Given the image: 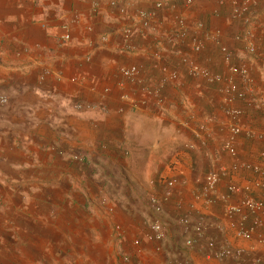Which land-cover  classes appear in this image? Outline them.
Here are the masks:
<instances>
[{"label":"crops","instance_id":"obj_1","mask_svg":"<svg viewBox=\"0 0 264 264\" xmlns=\"http://www.w3.org/2000/svg\"><path fill=\"white\" fill-rule=\"evenodd\" d=\"M108 1L0 0V98L7 100L0 101V264L13 259L3 248H24L23 264H264V212L258 215L263 225L244 240L230 227L223 202L209 205L197 196L206 172L231 162L221 145L235 119L224 114L217 86L181 73L178 82L165 86L158 106L118 73L119 66L138 62L146 78L158 76L148 46L159 49L167 65H176L179 49L167 38L179 16L190 32L198 20L218 31L232 62L249 64L254 94H260L264 0H258L257 19L249 26L256 33L254 55L233 39L248 26L228 19L230 0H197L190 10L183 0H165L178 10L164 7L155 21L157 31L137 37L140 47L134 53L120 49L122 27L132 18L111 9ZM118 1L151 7L156 0ZM64 26L71 36L66 42ZM192 55L228 73L216 44L206 42L200 54ZM79 102L83 106L77 109ZM243 107L238 160L255 163L264 144L262 112ZM251 175L222 178L218 192H226L230 182L242 185ZM172 176L177 183L168 189L164 180ZM167 191L156 212L150 198ZM248 194L261 198L264 190ZM154 221L163 227L161 240L152 236ZM222 248L229 250L228 257L208 254Z\"/></svg>","mask_w":264,"mask_h":264},{"label":"built area","instance_id":"obj_2","mask_svg":"<svg viewBox=\"0 0 264 264\" xmlns=\"http://www.w3.org/2000/svg\"><path fill=\"white\" fill-rule=\"evenodd\" d=\"M197 0H183V6L190 8ZM219 4H224V0H215ZM108 5L111 9L119 12L121 15H130L132 21H125L121 30L122 46L121 51L134 53L140 45L137 43V37H147L148 34H155L157 31L155 21L159 17L160 11L164 7H168L170 11L175 12L178 6L175 2L164 0H156L151 7H131L127 4L120 3L118 0H109ZM259 5L258 0H230V10L228 19L231 22L240 23L248 26L241 32H236L233 39L243 44L247 54L254 55L258 52L256 33L249 27L257 19L256 9ZM97 8V3L93 5ZM130 12V13H129ZM128 15V16H129ZM179 15V14H178ZM134 21V23H133ZM175 30L169 35L170 45L173 48L179 49L178 53L171 52L177 56L176 65L169 66L163 61V54L159 49L152 46L149 48V57L152 60V68H157L159 75L155 78H146L144 64L133 62L126 65H121L118 68V73L125 79L139 85V90L143 98H152L156 105L161 106L164 102L163 89L167 84L176 83L181 77V73L193 79H202L206 83L217 86V90L221 94V102L225 104L223 109L227 117L234 118L235 122L227 125L229 135L223 141L221 150L224 151L231 159L229 167L212 169L206 172L203 176L201 192L197 195L205 204H214L216 201L223 202L224 216L229 220L230 227L234 230L235 236L249 240L252 238L256 229L263 225V221L258 216L264 212V197L255 198L248 194L252 190H264V144L259 151V160L255 163H249L238 160V149L236 139L244 127L240 122L242 116L245 115L246 108L254 111L262 112V120L264 125V92L254 94L255 81L251 76V68L247 62H232V53L230 49L222 43L220 33L215 30L206 28L203 21L198 20L194 23V29L187 25L184 18L177 16L175 20ZM70 32L64 26V31L61 39L66 42L70 40ZM103 40H107L108 36L104 35ZM164 40V39H163ZM161 37H154L152 41L163 43ZM178 42V44H175ZM206 42H212L219 48L222 60L227 66L228 73L223 75L212 70L208 65L198 61L192 54H200ZM178 45V46H177ZM171 51V50H170ZM174 56V55H173ZM182 71V72H181ZM145 73V74H144ZM73 78L71 81H74ZM254 95V96H253ZM1 103L7 100L4 96L0 98ZM240 102L242 105H236ZM82 103H76L77 109L82 108ZM238 120V121H237ZM201 130L206 129V124L200 126ZM248 136H257L263 138L262 134L253 133L246 130ZM187 148L194 147L193 144H187ZM238 172H249L250 178H247L242 185L235 182H230L227 185V190L224 193L218 192V185L222 178L235 176ZM177 183L176 177H170L164 180V185L170 189ZM245 193L237 198L233 197L236 194ZM169 191L163 197L152 196L150 198L151 205L156 212L162 210L163 202L166 201ZM253 216L250 220V216ZM184 225L190 226L187 219L182 220ZM195 231L200 230V226L194 225ZM119 232V227H116ZM152 236L156 240H161L164 236V230L159 221H154L151 224ZM261 243L264 242L260 237ZM187 245H192V239H187ZM214 258L223 259L228 257L229 250L222 248L208 253Z\"/></svg>","mask_w":264,"mask_h":264},{"label":"rangeland","instance_id":"obj_3","mask_svg":"<svg viewBox=\"0 0 264 264\" xmlns=\"http://www.w3.org/2000/svg\"><path fill=\"white\" fill-rule=\"evenodd\" d=\"M183 8H185V7L183 6ZM185 9L190 10L191 7L185 8ZM12 249H14L15 251H12ZM2 251H4V255L6 254V255L13 258L12 260H10V264H23L22 256L24 255V253H23L24 248H16V249L15 248H11V249L3 248Z\"/></svg>","mask_w":264,"mask_h":264}]
</instances>
